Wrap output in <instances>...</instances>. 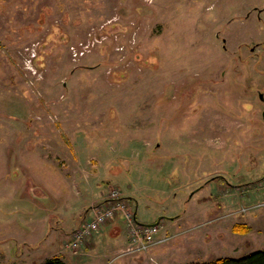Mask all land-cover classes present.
<instances>
[{"label": "rangeland", "instance_id": "rangeland-1", "mask_svg": "<svg viewBox=\"0 0 264 264\" xmlns=\"http://www.w3.org/2000/svg\"><path fill=\"white\" fill-rule=\"evenodd\" d=\"M263 95L264 0H0V264L116 188L163 242L105 264L264 250Z\"/></svg>", "mask_w": 264, "mask_h": 264}, {"label": "crops", "instance_id": "crops-1", "mask_svg": "<svg viewBox=\"0 0 264 264\" xmlns=\"http://www.w3.org/2000/svg\"><path fill=\"white\" fill-rule=\"evenodd\" d=\"M252 52H254V50H252ZM150 143H151L150 141L146 143L147 151L154 150L156 148L155 147L153 149H150L151 147ZM74 162L75 161L73 160V163ZM74 165H76V162L74 163ZM102 196L104 200L108 196V191L105 190ZM99 202H95L92 205H95L96 203H99ZM88 209L87 208L84 209L80 214H78L79 216L77 217V219H74V218H69L66 215H62L64 213L66 214V211L65 209H62V207H60L59 217L56 216L58 218L57 221L59 225L57 224L58 227L54 229L53 234L49 235V237H48V234L46 235V237L48 238H46L45 244L50 247V252L53 253V256L62 259L67 264H78V263L79 264H105V261L108 260L111 254L115 255V253L119 251V248H124L125 246H127L128 232L126 231L127 234L125 233V230L122 227V222L120 220V217H117L114 220L110 221L107 225H105L99 232L94 234L90 239H88L87 242L84 244V247H83L84 249L79 250L80 253L73 255L72 251L68 249L66 245L72 233L89 216L90 213ZM107 231H109L108 236L112 238V239L109 238L108 241L105 240V237L107 236ZM123 233L125 235L124 237H121L123 236ZM116 249L118 250L115 252L114 250ZM149 251L142 253V255L145 253H148ZM126 257H129V256H126ZM130 257L132 259L134 256H130ZM146 257L147 256H144L143 258L145 259ZM136 259L137 258L135 257L134 263L138 262V261L136 262ZM130 260H127V261H130Z\"/></svg>", "mask_w": 264, "mask_h": 264}, {"label": "built area", "instance_id": "built-area-1", "mask_svg": "<svg viewBox=\"0 0 264 264\" xmlns=\"http://www.w3.org/2000/svg\"><path fill=\"white\" fill-rule=\"evenodd\" d=\"M117 216H123L128 222L129 242L121 256L139 255L163 242L158 237L160 227L138 223L130 201L116 188L109 192L103 202L92 208L90 215L72 234L68 248L81 249L90 237Z\"/></svg>", "mask_w": 264, "mask_h": 264}, {"label": "trees", "instance_id": "trees-1", "mask_svg": "<svg viewBox=\"0 0 264 264\" xmlns=\"http://www.w3.org/2000/svg\"><path fill=\"white\" fill-rule=\"evenodd\" d=\"M234 231L236 233L244 234L247 232V228L243 226H236L234 228ZM43 264H67V263L60 258H52L45 261V263ZM208 264H264V250L257 251L255 253L246 255L245 257L239 259L224 258V259H219L217 261H213Z\"/></svg>", "mask_w": 264, "mask_h": 264}, {"label": "water", "instance_id": "water-1", "mask_svg": "<svg viewBox=\"0 0 264 264\" xmlns=\"http://www.w3.org/2000/svg\"><path fill=\"white\" fill-rule=\"evenodd\" d=\"M263 100H264V96H262Z\"/></svg>", "mask_w": 264, "mask_h": 264}]
</instances>
